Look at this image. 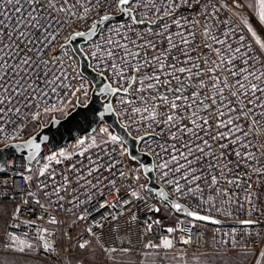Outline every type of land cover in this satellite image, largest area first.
Instances as JSON below:
<instances>
[{"label":"snow or ice","instance_id":"obj_1","mask_svg":"<svg viewBox=\"0 0 264 264\" xmlns=\"http://www.w3.org/2000/svg\"><path fill=\"white\" fill-rule=\"evenodd\" d=\"M93 96L121 133L45 155V120H87ZM234 215L201 256L264 264V0H0V251L165 264Z\"/></svg>","mask_w":264,"mask_h":264},{"label":"water","instance_id":"obj_2","mask_svg":"<svg viewBox=\"0 0 264 264\" xmlns=\"http://www.w3.org/2000/svg\"><path fill=\"white\" fill-rule=\"evenodd\" d=\"M79 60L80 71L84 73L85 76L92 80L95 74L92 72L90 68L87 67V61L83 60L81 57L76 56ZM95 83H100L99 79L96 78ZM90 107L88 108V119L85 120L83 116L77 115L74 119L64 121V118H58L60 120V124H49L48 122L45 124V127L40 130V135H48L50 137V142L43 146V152L45 154L49 153L52 150H55L68 142L92 133L93 129H97L98 126L102 123H106L112 125L110 128L115 133H121V129L119 127V123H113L115 117L110 114L105 117V122H100L94 115L93 109L101 108V101L97 100L95 96L91 98ZM75 111L80 112L82 109H76ZM125 135L128 147L130 152L135 154L138 159L143 157V153L138 149V141H135L131 135H127V133H122ZM19 161H17V166L19 167ZM230 224H235L234 222H229ZM223 224V223H222Z\"/></svg>","mask_w":264,"mask_h":264},{"label":"built area","instance_id":"obj_3","mask_svg":"<svg viewBox=\"0 0 264 264\" xmlns=\"http://www.w3.org/2000/svg\"><path fill=\"white\" fill-rule=\"evenodd\" d=\"M75 59L79 62L77 57ZM79 71H80V65H79ZM81 99H83V97H81ZM56 117L62 118V117L59 116V114H56ZM104 126H105V124L102 123V124H100L98 126V128L96 130L98 131L99 128H102ZM109 130L112 131L111 129H109ZM136 134L137 133L135 132V130H132L131 136L134 137ZM76 139L68 142L67 144H65V145H63V146H61V147H59V148H57L55 150H59L60 148H70L75 143ZM142 148H143V145L141 143H139L138 144V149L141 151ZM128 163H131V161H128ZM24 174H27V173L25 172ZM9 175L14 177L15 179H17L19 181V183L21 185H23V179L17 173H9ZM159 215L161 217L165 216L164 209L161 210V213ZM153 218L154 219L156 218V214H153ZM218 218H220L221 220L224 221L223 224H221V225H211V224H209V225H207V229L206 230L202 229V231H204V239H202L200 241L201 247L199 249H197L195 247H192V246H184V245H181V244L177 243L176 249L180 250L182 248H186L187 249V255L185 257H183L182 259L174 260V259H171V256L174 255V253H169V257L170 258H169L168 261L165 262V264H217V262L189 261V260H185V259L189 258V257H193L194 258V257L200 255L201 253L205 252V251H209L210 252V249L205 247V240H207L209 242V244L211 243L213 231H215L216 229H220L221 232H226V231H230V229L232 227L239 228L240 227L239 225L230 224L229 222H233L237 218H244V217H236L234 215L232 218H229L227 220H225L223 216H220ZM9 230H11V229H9ZM34 231H35V229H28L26 226H24V227H22L20 229L21 233H23V232H34ZM185 231H187V229H185ZM139 251H140L139 249H134L133 253L129 254V255H131L133 257H130V258L129 257H125V256L122 257L121 258V264H153L151 259H147L146 260L145 258L141 257L139 255ZM0 252H4V251H0ZM100 263L101 264H110V262L107 261L106 257ZM156 264H159V261H157Z\"/></svg>","mask_w":264,"mask_h":264},{"label":"rangeland","instance_id":"obj_4","mask_svg":"<svg viewBox=\"0 0 264 264\" xmlns=\"http://www.w3.org/2000/svg\"><path fill=\"white\" fill-rule=\"evenodd\" d=\"M46 123H47V120H45V124ZM198 256L200 257V259H195L193 257H189V258H186L185 260L217 262V260L216 259H212L211 256H209V258H204V257L201 256V254L198 255ZM125 257H129L130 258V257H133V256L125 255ZM174 260H176V259H174ZM0 264H40V262L37 261V260H34L32 258L22 257L20 254L0 252Z\"/></svg>","mask_w":264,"mask_h":264}]
</instances>
